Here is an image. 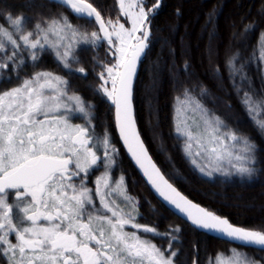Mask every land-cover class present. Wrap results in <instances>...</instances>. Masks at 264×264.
I'll use <instances>...</instances> for the list:
<instances>
[{"label":"snow or ice","instance_id":"1","mask_svg":"<svg viewBox=\"0 0 264 264\" xmlns=\"http://www.w3.org/2000/svg\"><path fill=\"white\" fill-rule=\"evenodd\" d=\"M162 7L163 0H23L0 8V264H178L185 225L264 253V228L234 224L182 194L142 137L135 80ZM217 14L215 8L207 13L205 27L215 26ZM257 16L247 23L241 17L240 29L230 25L223 71L219 64L210 68L220 90L228 81L264 141V0ZM237 40L243 47L232 51ZM45 55L58 71L40 66ZM253 66L259 89L249 75ZM198 87L199 97L189 88L176 97L182 118L174 117V131L187 162L210 180L264 177V145L206 107L202 98L211 90ZM125 154L160 207L174 209L182 224L161 231L158 223L140 222L145 207L150 216L159 213L151 200L130 194ZM191 264H200L198 255ZM204 264H264V255L254 259L233 247L207 254Z\"/></svg>","mask_w":264,"mask_h":264},{"label":"trees","instance_id":"2","mask_svg":"<svg viewBox=\"0 0 264 264\" xmlns=\"http://www.w3.org/2000/svg\"><path fill=\"white\" fill-rule=\"evenodd\" d=\"M22 2L23 0H0V8L7 5L19 6ZM103 2L111 5L113 0ZM213 8L218 13L215 17V26L205 27L207 13ZM260 8L261 0H163V7L153 20L151 50L139 65L134 95L135 114L142 137L150 155L165 177L179 191L201 206L228 217L234 224L257 229L264 228V177L248 183L239 181V178L221 182L222 178L218 175L210 180L196 172L184 157L182 139L177 138L174 131L173 112L177 105L176 97L183 99L185 88H189L193 95L199 97L198 85H206L212 95L202 98L205 106L221 115L230 126L238 128L241 133L264 145V141L260 140L256 129L237 103L232 89L228 87V81L226 79L223 81L224 87L220 90L211 78L210 68V63L213 68L219 64L223 71L230 25L236 22L237 29H240L241 17H247L245 23L258 19L257 13ZM178 9L181 13L179 16L176 15ZM72 22L83 23L75 19ZM210 32L216 33L215 40L210 38ZM256 40L257 33L253 32L246 41L249 50L255 45ZM164 41L167 43H163ZM217 45L218 57L215 55ZM210 47L213 50L211 56ZM238 47H243V44L239 40L232 41V51ZM99 54L104 55L103 49ZM248 54V51L244 52L245 56ZM87 55L88 53L81 51L82 57L86 58ZM185 61L188 62L187 72L184 70ZM40 66L58 71L52 58L47 55L43 57ZM249 75L253 77L254 86L259 89L261 82L256 76L255 66L249 71ZM228 104L231 105V109L226 107ZM100 113L103 116L102 105ZM97 131L101 129L97 127ZM121 168L127 176L130 194L141 201L151 200L159 213L158 216H150L145 207L142 209L145 215L141 223H158L161 231L169 224H182L177 215L169 210L165 211L166 207H160L126 154ZM117 173L121 174L120 169L116 170ZM182 241V245L179 246L178 264H191L197 255L200 264H204L207 254L228 253L230 247L239 248L254 259L264 255L251 247L236 246L209 234L192 230L186 225ZM155 242L165 243L160 240Z\"/></svg>","mask_w":264,"mask_h":264},{"label":"water","instance_id":"3","mask_svg":"<svg viewBox=\"0 0 264 264\" xmlns=\"http://www.w3.org/2000/svg\"><path fill=\"white\" fill-rule=\"evenodd\" d=\"M121 147H122V146H121ZM124 151L126 152V150H124ZM126 156H127V155H126ZM127 158L130 159V157H128V156H127ZM153 160H154V159H153ZM130 161H131V159H130ZM154 162H155V161H154ZM131 163H132L134 169L138 171L140 177L142 178V180H143V181L145 182V184H146V181H145L144 178L142 177V173L139 172V169L135 166L134 161H131ZM169 181H170V180H169ZM147 187L149 188L150 192H152V194L154 195V197L156 198V200L159 201L160 198L155 194L154 190L151 189L150 185H147ZM181 193H182V192H181ZM182 194H183V193H182ZM193 202H195V201H193ZM161 203H163V202L161 201ZM195 203H196V202H195ZM165 207L167 208L168 206L165 204ZM169 211L172 212V213H174V214L177 215V216L179 215L178 213H175V210H174V209H169ZM198 231L203 232V231H201V230H198ZM203 233H204V232H203ZM207 234H209L210 236L215 237V238L217 237V238H219V239L222 240V241H225V239H224L223 237H219V236H217L215 233H207ZM225 242H226V241H225ZM232 244L238 246V244H236V243H232ZM239 246H241V245H239ZM241 247L249 248L250 246H241ZM251 248H252V247H251Z\"/></svg>","mask_w":264,"mask_h":264},{"label":"rangeland","instance_id":"4","mask_svg":"<svg viewBox=\"0 0 264 264\" xmlns=\"http://www.w3.org/2000/svg\"><path fill=\"white\" fill-rule=\"evenodd\" d=\"M178 105H176L175 107H177ZM173 114H174V117H176V118H182L181 116H180V114L179 113H177L176 111H175V108H174V112H173ZM173 123H174V120H173ZM182 139V146H183V138H181ZM116 176H117V178L119 177V174L117 173L116 174ZM231 248H233V247H230L229 248V250L231 249ZM238 251H240V252H243L242 250H240L239 248H238ZM229 252V251H228Z\"/></svg>","mask_w":264,"mask_h":264}]
</instances>
